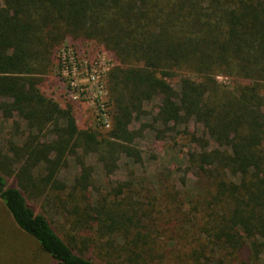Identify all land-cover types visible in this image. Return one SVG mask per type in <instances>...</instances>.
<instances>
[{"label": "trees", "instance_id": "obj_1", "mask_svg": "<svg viewBox=\"0 0 264 264\" xmlns=\"http://www.w3.org/2000/svg\"><path fill=\"white\" fill-rule=\"evenodd\" d=\"M91 44L114 63L109 129L78 126L54 73L63 48L91 59ZM50 77L64 106L43 91ZM155 98L147 126L157 140L179 133L195 144L186 171L199 187L186 190L183 177L178 187L166 170L93 200V169L80 158L93 154L106 174L142 163L132 123ZM0 110L52 134L16 149L15 171L0 169V264H211L215 252L225 262L264 239V0H0ZM68 154L81 165L70 186L57 177ZM46 186L66 207L63 230L30 202ZM162 226L181 245L156 258Z\"/></svg>", "mask_w": 264, "mask_h": 264}, {"label": "rangeland", "instance_id": "obj_2", "mask_svg": "<svg viewBox=\"0 0 264 264\" xmlns=\"http://www.w3.org/2000/svg\"><path fill=\"white\" fill-rule=\"evenodd\" d=\"M90 48H93L94 51L91 59H85L86 55L83 58L75 57L68 49L63 48L59 52L61 59L59 67L57 71L54 70V73H60L66 79V84L68 85L66 98L77 103L75 116L78 126L82 127L87 121H90L91 124L96 123L102 129H109L112 119L105 107L106 97H108L105 76L114 63L103 48H98L93 44L90 45ZM215 79L221 84L228 85L230 83V78L225 77L221 71L217 72ZM53 80L52 77L49 78L43 91L64 106L65 101L60 99V92L53 93L52 91L51 83ZM157 104L158 100L155 98L144 105V112L139 116V119L134 120L132 123V126L138 129L137 132L140 131V134L135 136L136 138L133 142L140 149L143 159L142 163L139 165H121L120 163L114 172L106 174L94 163L95 157L93 154L86 155L83 159L80 158L84 165L91 166L93 169L89 180V192L93 200L97 201L98 198H101L108 186L114 185L119 180H126L129 177L136 183L145 186L152 181L155 182L157 178L166 176V170L174 172L172 178H174L178 187L182 185V177L186 183V190L190 189L191 186L199 187L196 175L186 171V154L195 144L190 143L185 135L181 137L182 134L179 133H176V135L171 133L169 138L157 140L156 133L147 126L153 113L156 112ZM188 129L201 135L200 128L195 124H189ZM31 137L32 140L39 137V140L43 141L52 137V134L46 133V131L41 134L36 131L31 133L23 119H19L13 113L9 114L7 111L0 110V169L5 172H13L17 169L22 161H20L21 157L16 155V149H19L25 141H30ZM80 152L78 150V155ZM70 155L68 154L66 157L65 164L59 170L57 176L67 186L73 183L74 178L79 173V166H81ZM40 194H36L35 191L33 196L38 197L36 199L32 197L31 200L29 199L30 202L37 210L48 217L57 231L63 230L66 207H61L58 205L59 202L54 200L57 192L46 186L40 189ZM46 199L49 204L45 201ZM167 227L162 226L156 237L159 242V244H156L158 249L153 252L156 258L171 255L181 245L180 240H177L175 235L168 231ZM162 245L165 247V251L160 248ZM247 253H240L237 258L232 257L224 262L220 255L215 252L213 253L211 264H264V239L253 240L252 243H249Z\"/></svg>", "mask_w": 264, "mask_h": 264}]
</instances>
